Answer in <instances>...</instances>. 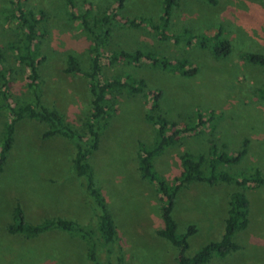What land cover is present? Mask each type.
Returning a JSON list of instances; mask_svg holds the SVG:
<instances>
[{
    "label": "rangeland",
    "instance_id": "374dc122",
    "mask_svg": "<svg viewBox=\"0 0 264 264\" xmlns=\"http://www.w3.org/2000/svg\"><path fill=\"white\" fill-rule=\"evenodd\" d=\"M15 1L0 0V46L12 105L30 100L25 69L11 48L19 44L23 30L13 16ZM214 1L177 0L164 31L167 36L162 38L146 24L122 23L139 16L159 23L160 0H123L120 7L115 0H19L22 8L43 17L39 26L45 37L37 42L38 58L43 57L38 65L42 103L56 109L72 129H84L91 95L83 74L62 70L68 55L75 56L83 70L90 58V38L79 21L69 17L71 11L86 12L93 24L114 10L119 20L101 47L104 53L141 50L172 64L186 60L196 69L192 75H181L144 59L113 64L101 59V78L119 76L143 82L138 92L107 94L113 111L102 129L98 148L88 158L115 224L111 264H176L174 246L155 234L162 227L158 194L137 171L138 143L150 146L155 140V127L145 118L154 102L156 113L175 126H192L201 120L194 130L181 134L154 156L153 169L166 182L178 174L179 155L184 152L208 159L212 150L230 156L244 144L245 152L238 162L219 163L216 169L237 178L256 174L261 179L242 186L193 182L181 188L171 209L176 231L182 233L190 224L196 229L187 238L185 254L192 255L219 238L228 194L241 188L249 199V221L245 229L233 234L238 247L204 264H264V98L258 94L264 68L244 57L264 54V0ZM215 32L229 42L227 55H215L212 42L206 46L196 42L197 36ZM1 86L0 82V90ZM156 93L159 95L154 100ZM8 119V112L0 109V141ZM45 130V124L28 118L15 123L13 144L0 169V264H91L86 242L69 232L50 229L27 238L6 231L15 200L30 223L60 216L94 228V206L73 174V140L44 136ZM104 253L105 247L98 245L102 261ZM118 256L120 260H116Z\"/></svg>",
    "mask_w": 264,
    "mask_h": 264
},
{
    "label": "trees",
    "instance_id": "16d2710c",
    "mask_svg": "<svg viewBox=\"0 0 264 264\" xmlns=\"http://www.w3.org/2000/svg\"><path fill=\"white\" fill-rule=\"evenodd\" d=\"M211 3L214 0H209ZM116 7H120L123 0H115ZM162 15L159 23L155 24L149 17L139 16L137 18H126L122 21L128 26H139L146 24L152 31L160 37L165 38L164 31L167 28L168 17L177 4V0H160ZM71 6L72 4L69 3ZM16 13L13 15L20 27H22V37L19 44H13V54L15 60L22 65L26 72L27 85L30 91V100L25 103L12 105L8 102L9 76L4 71L7 67L3 65L4 51L0 46V109L8 112L9 119L4 124L0 141V169L6 162L8 153L13 144V133L15 123L22 118L36 120L46 125L44 136L61 135L73 140L74 150L71 158L73 174L80 179L81 186L94 206L95 221L93 229L81 226L76 220L60 216L44 218L38 223H30L25 219L23 208L18 200L14 201L11 208V221L6 226V231L10 234H22L24 237H35L38 234L50 230L59 229L78 236L87 244L86 256L91 264H111V246L115 243L116 229L110 212L107 209L104 197L96 184V178L88 162L90 154L98 148L100 134L106 125V121L113 111L111 102L107 97L109 93L138 92L143 84L142 80L131 81L128 77L121 80L119 76L111 78H101V59H107L109 64L119 60L137 62L140 59L148 61L153 66L171 68L172 71L181 75H192L196 69L187 63L186 60L175 61L173 64L163 57H157L151 52L134 50H115L104 53L102 45L111 33L113 23H118V18L114 10L110 9L93 24L87 19L86 12H69L71 19L79 21L86 35L90 38L89 62L86 70H83L75 56L68 55L65 59L63 72L69 74H83L86 77L90 91V113L84 122V129L79 131L72 129L63 119L62 115L54 108L46 107L41 100L40 75L38 65L43 57L38 58L37 42L45 37V32L39 26L42 20L41 14L36 16L32 11L20 6L19 0L15 1ZM196 42L206 46L212 42V51L215 55H227L230 51V44L227 40L220 38V32H215L209 36L196 37ZM250 62L259 64L264 68V54H245ZM260 97L264 98V82L258 90ZM159 93L153 94V99ZM150 112L145 114V118L155 127V140L152 145L138 143L137 171L139 176L152 183L158 194V209L162 221V227L155 231L157 237L165 239L176 249V264H204L213 256L224 257L229 252L237 249V244L233 240L236 231L246 228L249 221V199L245 192L239 188L229 192L226 215L223 219L222 230L218 239L209 241L202 245L192 255H186L188 248L187 238L196 229L194 225L186 226L182 233H177L176 223L171 217V209L175 201L177 192L193 182L213 185L217 182L231 183L242 186L247 182L260 183L258 175H242L237 178L234 174L226 171H219L216 165L219 163H236L245 152L244 145L234 155H225L212 150L210 157L204 159V155L192 156L189 153L179 155L181 169L166 182L154 169L152 160L154 156L162 152L164 148L174 144L181 134L194 130L199 123L194 125L175 126L164 117L156 113V104H152ZM206 160V161H205ZM98 245L105 247V260L102 261L98 255ZM120 260L119 256L116 260Z\"/></svg>",
    "mask_w": 264,
    "mask_h": 264
}]
</instances>
